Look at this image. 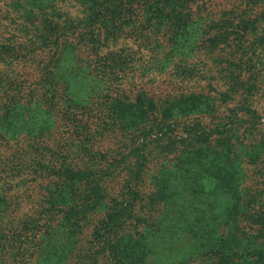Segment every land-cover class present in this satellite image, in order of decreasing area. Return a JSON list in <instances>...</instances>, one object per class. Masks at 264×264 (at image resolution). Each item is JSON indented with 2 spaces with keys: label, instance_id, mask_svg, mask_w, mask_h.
<instances>
[{
  "label": "trees",
  "instance_id": "trees-1",
  "mask_svg": "<svg viewBox=\"0 0 264 264\" xmlns=\"http://www.w3.org/2000/svg\"><path fill=\"white\" fill-rule=\"evenodd\" d=\"M145 53L210 95L119 76ZM252 100L264 0H0V264H264Z\"/></svg>",
  "mask_w": 264,
  "mask_h": 264
},
{
  "label": "rangeland",
  "instance_id": "rangeland-1",
  "mask_svg": "<svg viewBox=\"0 0 264 264\" xmlns=\"http://www.w3.org/2000/svg\"><path fill=\"white\" fill-rule=\"evenodd\" d=\"M131 39L121 40L117 48L124 49L127 53L134 51L137 44ZM146 58L147 56L145 53L144 58H142L143 60H125L127 65L124 62L125 65L122 63L121 68L126 69H124V72L121 71L119 76L123 77V79L131 80L129 82H133L132 84L136 86H144L143 88L146 91L157 95L163 94L165 90H170L171 86H178V90L183 89L182 93L185 94L193 92L200 98L210 95L208 89L210 84L209 79L212 75L210 60H198L200 58L198 56L194 58L197 60H147ZM174 64H178L180 68H182L176 70V74L173 70ZM121 89L130 96L128 91L131 89L127 82L122 83ZM99 95L101 96V94ZM111 97L113 98V96ZM250 104L254 111L258 114H262L264 106L259 100H252ZM223 111L224 108H220L219 113ZM203 118L205 119H202L200 124L208 130L210 126L208 117ZM106 121H108V119H106ZM179 128L182 129V127Z\"/></svg>",
  "mask_w": 264,
  "mask_h": 264
}]
</instances>
